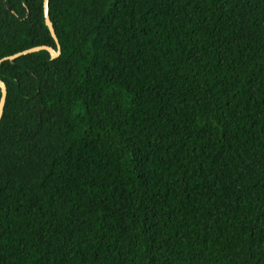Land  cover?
<instances>
[{"label": "trees", "instance_id": "trees-1", "mask_svg": "<svg viewBox=\"0 0 264 264\" xmlns=\"http://www.w3.org/2000/svg\"><path fill=\"white\" fill-rule=\"evenodd\" d=\"M49 14L60 56L0 65V264H264V0ZM36 46L0 0V60Z\"/></svg>", "mask_w": 264, "mask_h": 264}, {"label": "water", "instance_id": "water-1", "mask_svg": "<svg viewBox=\"0 0 264 264\" xmlns=\"http://www.w3.org/2000/svg\"><path fill=\"white\" fill-rule=\"evenodd\" d=\"M43 13H44L45 25L47 26L53 40L55 41V43L57 45V50H55L54 48L49 47V46H36V47L30 48V49L24 50L22 52L16 53L12 56L5 57V58L1 59L0 65L4 61H11L12 62L21 56L33 54V53L40 52V51H47L50 54L51 59H56L60 56L61 47H60V43H59L58 37L56 35L53 23H52L51 18H50L49 0H43ZM0 89H1V98H0V122H1V120L3 118L4 110H5L6 101H7V86L2 80H0Z\"/></svg>", "mask_w": 264, "mask_h": 264}]
</instances>
